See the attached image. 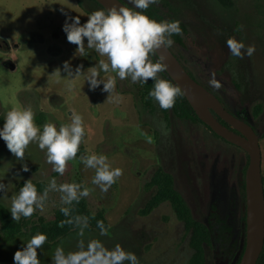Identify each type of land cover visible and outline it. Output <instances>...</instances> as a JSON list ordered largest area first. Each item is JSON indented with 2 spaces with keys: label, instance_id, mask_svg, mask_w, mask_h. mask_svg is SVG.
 Segmentation results:
<instances>
[{
  "label": "rangeland",
  "instance_id": "374dc122",
  "mask_svg": "<svg viewBox=\"0 0 264 264\" xmlns=\"http://www.w3.org/2000/svg\"><path fill=\"white\" fill-rule=\"evenodd\" d=\"M243 1L246 2L237 0V6ZM253 1L256 2L253 10L262 14L264 0ZM152 5L166 19L180 21L184 43L204 59L210 46L205 33L211 21L209 15L217 10L224 12L222 6L216 0H158ZM247 8L245 5L239 13L244 20L254 22L255 16ZM86 10L103 9L94 0H0V129L8 110L27 106L35 114H45L46 121L37 125L41 130L46 122L56 124L57 128L69 123L72 109L83 116L85 125L84 142L63 176L52 170L46 162V153L35 143L26 149L24 160H17L0 138V182L7 186L5 192H0V203L10 212L11 198L18 194V184L29 179L31 182L43 180L46 187L52 179L58 184L81 183L93 189L85 198L89 208L103 209L108 220L106 236H101L100 231L85 230V241L99 239L109 249L120 244L138 257L139 264H191L193 250L189 233L170 204L161 203L150 212H142L149 197L144 183L157 165L163 166L172 173L175 187L197 217L208 204L209 186L213 187L228 174L229 181L233 182L247 154L213 135L203 124L181 118L172 109L162 110L156 101L152 109L143 108L136 99L142 84L132 83L130 78L121 81L117 77L115 94L119 102L106 100L108 93L101 91L102 84L95 91L90 90L84 76L77 77L74 90L68 91L66 85L71 77L63 71L65 61L70 62L73 70L83 65L87 73L89 67L104 59L87 47L86 55L81 56L76 53L77 46L67 42L63 31L65 21L71 23L72 18L79 16L83 25L89 15ZM254 63L264 79V61L254 57ZM57 69L61 74L55 72ZM109 76L115 74L100 73L101 79ZM256 123L259 131L264 132V117L259 116ZM259 142L264 177V137ZM92 153L106 155L112 168L123 170V175L107 193L91 183L94 170L85 169L80 163L81 156ZM24 164L28 166L27 172L22 170ZM59 206L60 193L50 192L45 210H37L32 217L51 220ZM78 231L48 249H38L41 264H52L58 246L66 253L77 250V241L81 239ZM28 240L30 237H20L3 244L0 264H14V253ZM204 264H215L211 246L205 247Z\"/></svg>",
  "mask_w": 264,
  "mask_h": 264
},
{
  "label": "clouds",
  "instance_id": "9594fccd",
  "mask_svg": "<svg viewBox=\"0 0 264 264\" xmlns=\"http://www.w3.org/2000/svg\"><path fill=\"white\" fill-rule=\"evenodd\" d=\"M133 7L117 6L105 10H95L87 17V21L81 25L79 16L67 20L63 25L67 42L76 45V53L86 55L85 48L93 49L100 57L98 64L89 67L84 72L83 65H78L74 70L70 62L65 61L63 71L71 79L67 82V90H74V81L77 77L84 76L90 90L95 91L103 85L102 92L108 93L107 99L112 102H119L118 94H115L117 77L119 80L130 78L132 83L147 84L151 79L153 89L149 97L154 98L162 110H170L175 106L177 97L182 96V89L173 85L170 81L159 77V73L167 70L163 62L164 57L153 63L150 55H155L157 50L170 48L174 41L171 37L182 34L180 21L157 22L147 15L150 5L158 3V0H129ZM138 9L140 11H134ZM85 39L87 46H85ZM227 47L232 56L243 59L247 54L251 57L255 52L254 46H245L243 42L229 37L226 41ZM55 72L61 74V70ZM114 73L107 79H101L100 73ZM210 86L219 90L222 84L212 73L209 80ZM0 138L6 144L9 152L17 159L24 160L25 151L30 144L35 143L41 151L46 153V162L52 166V170L63 176L66 172L69 161L77 158L80 145L85 138L84 119L75 109L71 110L70 122L57 125L46 122L42 126L35 123V113L31 106L17 108L13 107L6 112L3 128L0 129ZM151 143V137L148 138ZM91 151V150H89ZM85 169L94 170L91 183L107 193L113 184L123 175L119 167L112 168L108 157L104 154L92 153L79 158ZM23 171L27 172V164L23 165ZM6 185L0 182V192L6 191ZM93 189L81 183H60L55 179L49 181L43 193H38L36 186L31 179L25 181L19 193L11 198L10 213L13 221H19L21 217L31 218L39 210H45L46 201L50 192L60 193V212L67 219L59 224L74 225L79 229L77 235L81 237L77 241L75 251L65 252L62 246L55 249L52 257V264H139L138 257L126 251L120 244L109 249L99 239H83L85 229L89 227L87 216L72 215L75 202L78 204L82 198L90 196ZM66 205V206H65ZM97 228L101 236L108 234V229L103 221H97ZM47 235L37 233L33 235L24 247L14 253V264H41L38 249H41L47 242Z\"/></svg>",
  "mask_w": 264,
  "mask_h": 264
},
{
  "label": "flooded vegetation",
  "instance_id": "af4514ba",
  "mask_svg": "<svg viewBox=\"0 0 264 264\" xmlns=\"http://www.w3.org/2000/svg\"><path fill=\"white\" fill-rule=\"evenodd\" d=\"M254 3L256 4L253 0H246V2H240L239 7L235 3L230 8L222 7L224 12L217 10L209 15L211 21H209L205 33L208 36L210 46L204 59L196 56L190 50L184 43L183 35L182 42H174L170 49L186 71L196 81L210 90L220 100L224 108L241 117L256 132H259L260 140L264 132L261 133L259 131L256 119L259 116L264 117V79H262L261 73L256 71L254 57L264 61V24L260 21L263 13L259 14L256 10H253V7L255 8ZM129 5L134 8V5ZM245 5L248 7L247 11L255 16L254 22L244 20V17L239 13V10ZM250 5H252L251 8L249 7ZM143 13H147L146 10H143ZM256 16L260 19L258 20ZM229 37L243 42L246 47L254 46L255 52L252 55L253 58L247 54L244 55L243 59L232 56L226 44ZM164 73L168 75L165 71ZM212 73H215L216 79L222 84L219 90H216L209 84ZM258 104L260 105V111L255 115L254 107ZM211 111L223 125L238 132L237 129L220 117L213 109ZM189 120L203 124L213 135L220 137L219 139L243 149L241 146L217 134L201 119V121ZM244 151L247 154V158L244 165L239 166L236 179L233 182L229 181L230 175L228 174L227 178L223 176L213 187L209 186L208 204L205 207L204 213L197 217L193 215L208 228L209 241L204 242V247L211 246L215 257V264H238L244 251L247 217L245 170L248 163V153L246 150ZM223 178H226L227 181L224 182ZM262 178L264 186V177L262 176ZM154 190L155 184L147 189L149 195L147 201L153 195Z\"/></svg>",
  "mask_w": 264,
  "mask_h": 264
},
{
  "label": "trees",
  "instance_id": "16d2710c",
  "mask_svg": "<svg viewBox=\"0 0 264 264\" xmlns=\"http://www.w3.org/2000/svg\"><path fill=\"white\" fill-rule=\"evenodd\" d=\"M94 1L103 10L106 11V9L100 3H98L96 0ZM216 1L224 8L233 7L237 2V0ZM79 4L83 6L81 1H79ZM86 11L89 13V15L92 13L90 10ZM262 11H264V9ZM146 12L147 13L143 14L147 15L151 19L156 20L157 22L170 21L161 16L157 12V9L154 5H150ZM261 23L264 24V14L261 18ZM171 39L174 42H182V34H174ZM150 59L153 63L157 61L154 55H150ZM158 75L160 78L168 80L173 85H176L164 72H161ZM153 84L154 82L150 79L147 84H142L138 88L136 99L138 104L143 108L150 107V109H152L154 107L153 104L155 103V99L149 97L148 95L149 92L153 89ZM172 110L177 116H180L182 118L201 121L184 94L177 97L175 106L172 108ZM259 111L260 105L258 104L256 107H254V114H258ZM45 121L46 117L44 113L39 112L38 114H35V123L37 125L42 124ZM262 137H264V133L262 134ZM23 183L24 182H20L18 184V193L20 188L23 186ZM32 183L36 186L37 191H44L46 187V182L43 180L34 181ZM154 184V193L146 202L144 208L142 209V212H150L161 203L168 202L171 205L176 217L180 221H182L185 230L189 233L188 241L190 247L193 250L190 258L191 264H204V242L209 241L208 228L202 221L196 219L193 216L192 210L186 203L183 195L175 187L172 174L169 171L165 170L161 165H157L155 167V169L153 170V174L151 175L150 179L144 183L143 187L148 189ZM61 206L55 209L54 218L51 220H47L42 216H38V219L35 220L33 219V217L27 219L21 217L19 221H13L9 210L2 203H0V247H2V245L5 243L15 241L20 237L31 238L37 233H44L47 235L48 239L43 248L48 249L57 241L66 237L68 234L78 231L79 229L74 225L65 224L63 227L59 226L62 220L67 219V217L63 216V214L60 212ZM71 207L73 208V216L81 215L87 216L89 218V227L85 229L86 231H100L99 228H97V221H103L105 227L108 229V220L105 216L104 210L98 209L94 211L90 209L85 198H82L78 204L74 202ZM256 264H264V242Z\"/></svg>",
  "mask_w": 264,
  "mask_h": 264
},
{
  "label": "water",
  "instance_id": "95a60500",
  "mask_svg": "<svg viewBox=\"0 0 264 264\" xmlns=\"http://www.w3.org/2000/svg\"><path fill=\"white\" fill-rule=\"evenodd\" d=\"M107 11L114 4L131 7L129 0H96ZM134 11H138L133 9ZM163 56L167 65L165 71L173 83L178 85L199 118L217 134L241 146L248 153L245 170V190L247 201L246 243L238 264H256L264 242V186L261 172V147L259 132L238 115L229 112L220 100L200 82L196 81L183 67L170 48L157 50L155 58ZM13 67V65H12ZM230 123L235 132L219 121L211 111Z\"/></svg>",
  "mask_w": 264,
  "mask_h": 264
}]
</instances>
